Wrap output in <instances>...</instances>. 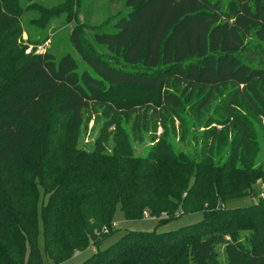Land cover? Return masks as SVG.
I'll list each match as a JSON object with an SVG mask.
<instances>
[{"label": "trees", "instance_id": "1", "mask_svg": "<svg viewBox=\"0 0 264 264\" xmlns=\"http://www.w3.org/2000/svg\"><path fill=\"white\" fill-rule=\"evenodd\" d=\"M83 2L64 0L51 14L77 23L69 40L79 60L35 53L15 80L0 82V264H43L39 220L54 264L98 249L113 233L118 206L126 220L145 213L158 224L186 214L202 219L164 233L129 231L81 264H264V196L226 207L264 182V55L249 59H259L258 68L238 58L252 36L264 42V0H125L129 11L114 29L90 37L83 29L94 11L83 15ZM17 13L13 0H0V34ZM227 87L216 110L221 130L192 151L179 146L169 118L197 139L195 123ZM162 88L173 89L160 99L166 117L136 100L115 101L133 89ZM94 107L107 120L82 147L84 114ZM153 120L163 132L138 154L132 141Z\"/></svg>", "mask_w": 264, "mask_h": 264}, {"label": "rangeland", "instance_id": "2", "mask_svg": "<svg viewBox=\"0 0 264 264\" xmlns=\"http://www.w3.org/2000/svg\"><path fill=\"white\" fill-rule=\"evenodd\" d=\"M16 1L18 3H16ZM63 2L64 0H13V4L16 6L19 13L16 14L17 18L15 22L9 25L0 34V82L3 81L7 84L9 80L11 82L15 80V77L13 78L15 70L23 65L24 62L35 53H43L49 50L57 60L62 55L70 53L79 60V55L69 40L70 32L77 23L74 21H67L61 16L54 18L51 15L52 12L55 13L63 7L61 6ZM88 6L89 0H84L82 7L83 15L84 12H88L90 9L94 11L89 22L91 27L83 29L87 37L92 36L96 31H112L114 29L113 23L115 22V18L127 14L129 11V8L125 5V0H97L93 7ZM43 36H46L49 40L40 43L39 40ZM257 51L264 55V42L252 36L246 41L245 49L238 54V58L245 64L253 68H258L261 66L259 65V59L255 58L253 61H249L250 57L254 56ZM231 89V87L221 88L210 106L203 112L202 120L195 123L196 132L199 133L197 134V139H192L191 136L186 135V131L184 130L183 135H181L182 130L179 128L178 118L175 116L169 118L173 123L171 124L169 122L166 125L174 131L172 136L179 146L186 147L192 151L195 149L194 147L201 144L202 140H206L205 138L211 136V134L208 135L207 132L211 131L213 128L221 130L222 127L217 123V120H221L222 115L221 111L216 110L225 105V101L222 100L226 98L227 93ZM172 90V88H162L159 91L151 92L133 89L124 95L115 96V101L121 102L120 107H123L127 105L126 101L133 102L136 100V102L142 105L148 104L154 106L163 117H166L167 113L159 107L160 99L164 92ZM2 92L3 89L0 88V94H2ZM182 113L183 112H180L179 114ZM174 114L177 115L178 113L174 111ZM84 116V123L80 135V146L87 147L94 142L103 122H105L107 118L101 108L95 107L85 113ZM260 118L264 128V115L260 116ZM153 121L150 127L144 131L141 140L132 141L133 147L138 154H142L147 147L153 144L154 139L159 138L163 132L162 124L155 120ZM191 130H194V128H191ZM259 136L264 137V129L259 133ZM182 139L185 140V142L182 141ZM226 149L227 147L224 149V152ZM263 196L264 182H258V184L254 186V193L252 195L230 200L226 202V207H248L257 203ZM161 218H163V216ZM201 219L202 215L200 213L186 214L164 224H158L159 218H151L145 213L140 220H126L118 206L113 217V233L98 249L91 246L82 252H76L70 259L59 264H81L97 252V250H103L109 247L129 231H156L158 233H164L197 223ZM37 242L43 264H54L44 252L41 220H39ZM219 251L220 260L223 261L224 255L222 248H220Z\"/></svg>", "mask_w": 264, "mask_h": 264}]
</instances>
